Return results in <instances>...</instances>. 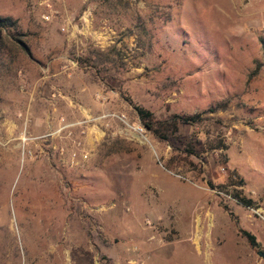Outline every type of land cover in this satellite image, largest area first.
I'll return each instance as SVG.
<instances>
[{
	"label": "rangeland",
	"instance_id": "374dc122",
	"mask_svg": "<svg viewBox=\"0 0 264 264\" xmlns=\"http://www.w3.org/2000/svg\"><path fill=\"white\" fill-rule=\"evenodd\" d=\"M0 17V264H264V0H0ZM113 46L109 89L75 58ZM223 104L224 149L179 129L195 181L134 110Z\"/></svg>",
	"mask_w": 264,
	"mask_h": 264
},
{
	"label": "trees",
	"instance_id": "16d2710c",
	"mask_svg": "<svg viewBox=\"0 0 264 264\" xmlns=\"http://www.w3.org/2000/svg\"><path fill=\"white\" fill-rule=\"evenodd\" d=\"M104 1L110 3V0ZM15 27L16 22L13 19L0 17V37L2 31H10V29H14ZM75 62L80 70L93 72L102 84L109 89H111V86H109L108 82L112 78L108 74L111 72L118 73L125 67L121 53L115 46L105 51L89 49L86 55L75 58ZM224 109L225 104L210 108L199 114H172L167 117L158 118L147 109L138 106L134 107L140 124L157 141L172 145V156L164 163V167L169 171L179 172L180 170L183 175H190L191 181L198 179L203 173V168L200 161L194 162L192 160V157H195V152L191 141L180 142L179 129L181 126L198 129V133L204 136V144L209 150L224 149L223 138L218 136L219 133L214 134L215 127L218 130V125H221V123L213 120L210 116ZM177 143L180 144V147L175 146ZM208 186L210 189H214L212 184ZM221 187L223 186H219V188ZM237 200L241 205L246 207L252 204L250 199L237 197ZM241 235L246 238L252 247H259V243L256 242L255 237L249 232L241 231Z\"/></svg>",
	"mask_w": 264,
	"mask_h": 264
},
{
	"label": "water",
	"instance_id": "95a60500",
	"mask_svg": "<svg viewBox=\"0 0 264 264\" xmlns=\"http://www.w3.org/2000/svg\"><path fill=\"white\" fill-rule=\"evenodd\" d=\"M261 254V253H260ZM262 255V254H261Z\"/></svg>",
	"mask_w": 264,
	"mask_h": 264
}]
</instances>
